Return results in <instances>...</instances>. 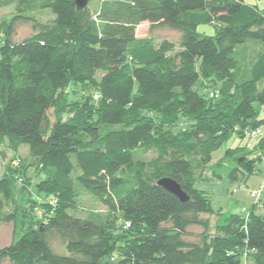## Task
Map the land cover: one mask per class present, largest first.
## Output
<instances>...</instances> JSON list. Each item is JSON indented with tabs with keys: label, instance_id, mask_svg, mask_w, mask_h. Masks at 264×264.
I'll return each instance as SVG.
<instances>
[{
	"label": "trees",
	"instance_id": "16d2710c",
	"mask_svg": "<svg viewBox=\"0 0 264 264\" xmlns=\"http://www.w3.org/2000/svg\"><path fill=\"white\" fill-rule=\"evenodd\" d=\"M8 6L15 14L0 23V145L15 153L27 146L42 179L29 197V218L41 207L36 227L0 249V264H264V205L256 213L264 185L245 215L223 213L197 189L195 175L231 137L244 146L227 149L224 157L236 162L229 179L239 183L264 168L254 107L264 106L257 7L89 0L78 11L74 0H0V10ZM44 10L51 22L24 16ZM143 23L178 32V42L138 38ZM211 23L219 25L215 34L197 32ZM18 24L30 30L21 40ZM80 85L93 95L69 106L68 89ZM144 148L156 158L135 159ZM162 178L188 200L158 186ZM15 188L0 177V223L16 222ZM85 197L105 215L70 213ZM190 227L200 231L191 237Z\"/></svg>",
	"mask_w": 264,
	"mask_h": 264
},
{
	"label": "rangeland",
	"instance_id": "374dc122",
	"mask_svg": "<svg viewBox=\"0 0 264 264\" xmlns=\"http://www.w3.org/2000/svg\"><path fill=\"white\" fill-rule=\"evenodd\" d=\"M93 1V0H91ZM248 5H254L259 12L264 15V0H245ZM15 14L13 6H8L0 10V23L3 21H9ZM24 16H30L42 23L51 22L53 15L49 10L40 12H34L31 14H24ZM19 25V24H18ZM219 25L211 23L203 26H199L197 32L210 36L216 33ZM30 33L29 26L19 25L15 33V39L21 40L27 37ZM136 36L138 38H144L150 36L155 43L162 39H168L174 43L178 42L180 34L176 31L156 26L150 30L147 23L139 25L136 30ZM2 37L0 35V42ZM101 77L100 72L93 73V80L98 82ZM86 86V85H85ZM87 87V86H86ZM90 88H84L81 86L70 87L66 93V99L69 106L79 105L85 97H89L92 91L87 92ZM89 94V95H87ZM93 95V94H92ZM257 116L256 120L261 122V129L264 132V106L259 104L254 105ZM51 121L55 120L54 112H50ZM63 119L66 116L62 115ZM238 146L243 147L244 142H239L236 138L231 137L225 144L218 148L213 154L210 161L205 164L201 163L195 170V175L198 176V182L196 187L200 191L207 192L211 198L212 208L214 210L221 209L223 213H240L245 215L247 210L251 209V206L256 203V200L251 197V193L257 191L264 185V168L259 165L258 168L261 173H256L249 176L244 181L239 183L233 182L229 179V173L236 167V162L232 156L224 157L227 149H236ZM172 152V151H170ZM230 153V152H229ZM241 155V154H238ZM134 158L137 160L150 161L156 158L157 153L144 149H139L134 152ZM0 177H9L15 181V198L20 202L15 206L17 212V219L15 223H0V249L8 246L13 241L17 240L24 232L32 227H36L34 223L39 218L41 207L37 205L31 214L30 222L29 212L31 211V205L29 207V197H35L37 195L35 191V184L41 181L42 176L36 169V163L33 161L28 153L27 146H21L15 153L10 151L7 144L0 145ZM22 178V179H21ZM24 179V180H23ZM27 186L30 188L27 191ZM23 187V194L20 193V189ZM43 198V197H42ZM264 205V190L259 198V206L256 209L257 214L263 213L262 206ZM70 213L77 215L80 218L90 217L92 214L96 216L105 215L104 208H102L95 201L90 198H83L76 203V208ZM211 223L213 226L218 221L217 218L211 217ZM118 223V222H116ZM189 234L194 236L200 229L198 227H190L188 229ZM2 264H11L8 260H4ZM242 264H251L250 261H243Z\"/></svg>",
	"mask_w": 264,
	"mask_h": 264
},
{
	"label": "water",
	"instance_id": "95a60500",
	"mask_svg": "<svg viewBox=\"0 0 264 264\" xmlns=\"http://www.w3.org/2000/svg\"><path fill=\"white\" fill-rule=\"evenodd\" d=\"M88 1L89 0H74L76 9L78 11L83 10L87 6ZM157 185L174 195L180 203H184L188 200L187 195L182 191L178 183L170 178H162L157 182Z\"/></svg>",
	"mask_w": 264,
	"mask_h": 264
},
{
	"label": "built area",
	"instance_id": "2783aa9c",
	"mask_svg": "<svg viewBox=\"0 0 264 264\" xmlns=\"http://www.w3.org/2000/svg\"><path fill=\"white\" fill-rule=\"evenodd\" d=\"M259 134H260V131L259 130L253 131V132H251L249 134V137L253 139V138L257 137ZM259 195H260V190L251 193V197L254 198V199H256V201H257Z\"/></svg>",
	"mask_w": 264,
	"mask_h": 264
}]
</instances>
